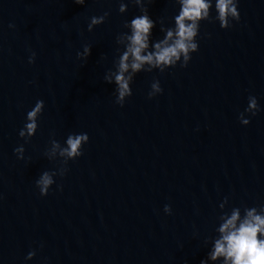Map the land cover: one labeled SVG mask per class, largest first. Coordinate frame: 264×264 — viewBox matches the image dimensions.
<instances>
[{"label":"water","instance_id":"water-1","mask_svg":"<svg viewBox=\"0 0 264 264\" xmlns=\"http://www.w3.org/2000/svg\"><path fill=\"white\" fill-rule=\"evenodd\" d=\"M119 3L0 0V264H200L225 197L229 210L264 204V0H239L240 21L226 30L213 11L188 66L137 74L123 107L103 76L123 50L117 34L139 10L129 4L121 15ZM147 8L156 41L177 5ZM105 11L89 33V18ZM85 44L91 54L77 60ZM153 79L163 91L149 100ZM250 95L261 111L245 127L238 116ZM37 100L44 111L25 144L18 131ZM51 132L62 144L87 133L83 155L67 165L46 159ZM65 166L40 197L38 176Z\"/></svg>","mask_w":264,"mask_h":264},{"label":"clouds","instance_id":"clouds-1","mask_svg":"<svg viewBox=\"0 0 264 264\" xmlns=\"http://www.w3.org/2000/svg\"><path fill=\"white\" fill-rule=\"evenodd\" d=\"M100 0H97L99 3ZM152 0H128L126 4L120 0L118 5L119 14L127 12L131 4L139 10V14L130 21L124 22L126 31L117 34L115 42L123 45L115 61L114 70L105 72L103 81L113 85L115 104L123 107L125 101L131 97V85L137 74L141 72L158 71L164 73L166 70L186 68L191 60L192 54L198 51V36L200 25L212 18L218 23L221 30L232 27L233 22L239 23L240 13L238 11L239 0H175L177 12L173 17V26L164 28L162 38L153 41V30L157 21L153 20L148 13L147 5ZM77 5L83 6L86 0H74ZM105 11L100 16H92L87 23V31L105 22L109 16ZM13 27V25H9ZM91 54V46L83 45L82 51L76 53L77 60L86 61ZM36 53L30 52L27 63L35 62ZM103 59V57H102ZM160 81L153 79L150 90L147 93L149 100L162 93ZM44 101L37 100L34 106L26 112L25 122L18 131V136L28 143L36 134L39 120L44 111ZM261 107L255 96H249L247 106L238 116L242 126H248ZM247 117V118H246ZM48 145L43 156L51 161L55 156L62 158L64 165L69 161H75L83 155V146L88 143L87 133H69L63 144L55 139V133L51 132ZM17 160L25 159V148L21 144L13 150ZM67 167L59 170H44L35 181V188L40 197L49 194V190L55 183L56 177H63ZM57 190H62V185H56ZM2 199V196H0ZM221 214L219 223L215 227L217 236L211 242L206 256L201 259L200 264H264V204L258 206H231L229 210V198L225 197L218 205ZM165 215H171L170 205L163 208ZM207 243V241H205ZM36 255V250H30L24 257L25 261H31Z\"/></svg>","mask_w":264,"mask_h":264}]
</instances>
